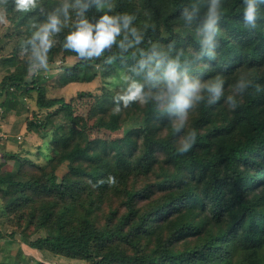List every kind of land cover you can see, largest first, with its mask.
<instances>
[{
	"label": "trees",
	"instance_id": "16d2710c",
	"mask_svg": "<svg viewBox=\"0 0 264 264\" xmlns=\"http://www.w3.org/2000/svg\"><path fill=\"white\" fill-rule=\"evenodd\" d=\"M69 2L74 3L77 14L80 9L76 0ZM110 2L114 7L105 9L103 6ZM81 4H88L81 19L92 24L104 15L133 16L130 27L141 36L136 44L130 31H122L101 56L81 57L74 64H64L61 76L66 84L89 81L101 70L106 73L107 66L108 74L126 72L125 86L111 89L113 98L104 99L101 108L92 107L88 113L96 120L94 127L98 130L122 129V135L90 137L89 119L75 112L71 102L64 97L47 98L37 78L28 81L19 71L5 75L0 93L8 90L12 94L11 88L27 89L33 83L38 106L56 107L45 122L40 118L30 122L36 128L58 119L64 121L57 128H67L52 137V162L66 159L74 148L81 151L79 159L88 161H80L75 166V179L64 184L55 168L47 165L27 178L20 169L16 178L0 174V197L5 207L18 214L19 232L34 227L39 233L19 239L11 233V240L38 251L77 258L84 264H264V3L258 5L256 27L250 28L243 20V0H221L214 59L202 53L201 41L187 32L190 26L201 29L209 0H81ZM1 6L9 13L18 35L26 39L28 54L32 46L27 41L48 16L56 13L62 19L59 0H36V7L27 12L17 11L14 0ZM193 6L198 8L197 18L188 22L182 14L185 9L191 12ZM74 30V24L61 25V30L53 34L61 44L58 49L64 50L63 57L75 55L64 47L67 35ZM121 41L132 46L122 49ZM184 48L186 53L179 57L178 52ZM153 49L167 59H178V71L201 85L220 79L224 87L244 79L249 84L242 92L244 102L236 99L232 113L219 121L212 117V106L218 100H213L205 89L201 92L203 98L195 104L197 113L189 127L185 128V122L181 131L175 132L173 125L178 116L162 108L156 99L166 82L161 80L153 86L146 81L148 69H140V62L147 60ZM52 51L48 52V60L54 58L50 56ZM7 59L15 63L13 58ZM132 81L144 84L149 98L145 104L137 101L125 107L117 97ZM116 108L120 109L118 113ZM192 109L188 115L194 112ZM139 111L143 117L138 124L123 117L124 113L129 116ZM164 130H168L166 135ZM226 130L232 133L226 136ZM192 131L196 133L193 147L180 153L182 139ZM251 168L254 170L248 172ZM134 169L157 171L160 184L170 193L164 206L176 207L175 217L164 220L170 235L160 239L151 253L133 243L132 232L127 234L124 248L108 243L110 234L99 229L93 217L95 200L100 199V195H91L93 188L105 191L109 177L124 179L135 173ZM260 188L262 193L255 194ZM87 190L89 196L84 197ZM35 196L40 201H33ZM194 199L200 204L184 205V201ZM208 204L212 212L202 217L198 207ZM4 237L0 230V238ZM180 240L181 247L177 246ZM129 245L136 248L134 253L125 249ZM24 260L26 264H44L40 259Z\"/></svg>",
	"mask_w": 264,
	"mask_h": 264
},
{
	"label": "rangeland",
	"instance_id": "374dc122",
	"mask_svg": "<svg viewBox=\"0 0 264 264\" xmlns=\"http://www.w3.org/2000/svg\"><path fill=\"white\" fill-rule=\"evenodd\" d=\"M59 1H61V9L65 3L70 5L67 18H65L60 9L61 25L66 27L69 24H74L76 26L81 17L75 13L74 3L69 2V0ZM110 6L113 8V3L110 2L103 7L109 9ZM0 9L3 10L0 15L4 17V22L0 23V83L5 75L16 71L22 72L28 81L36 80L37 78L39 85L45 88L47 98L64 97L73 104L75 112L84 114L85 118L89 119L88 125L90 127L88 132L90 137L121 136L122 129L117 132H109L95 128L96 120L88 113L92 107L96 110L101 108L104 99L113 98V94L110 93L111 89L116 90L117 87L125 86L123 79L126 76V72L108 74L110 66H107L106 73L101 72V70L97 76L89 81L65 84L61 79L64 72V64H74L81 57L75 51V55L63 57L64 50L62 48L58 49L61 44L53 36L51 49L54 51H52L50 56H54V58L50 59L49 57L48 69L33 68L32 53L28 54L25 48L26 39L23 40L18 35L17 29L14 27L10 15L4 7L0 5ZM190 27L187 29L189 35H193L196 39L202 41L201 31L195 29L194 26ZM186 50L185 48L180 50L178 56L182 57ZM191 52L194 53L193 51ZM7 58H13L15 63ZM195 61L203 63L201 60ZM237 82H230L222 87L223 95L212 106V117L216 120L223 121L225 114L232 113L235 103L228 100L230 95L234 97V101L240 99L241 102H244L242 92L236 91ZM32 86L33 83H30V87L27 89L14 90L11 88L14 91L12 94H9L8 90L0 93V102L4 100L6 102L4 105L0 104V131L3 133L0 139V174L8 173L10 177L16 178L20 169L21 173L27 178L39 172L43 165H47V167L55 168L54 171L63 184L66 181L72 182L76 177L75 166L80 161L84 164H87L88 161L82 158L79 159L81 151L78 153L79 149L74 148L68 153L66 159L52 162L55 156V151L52 147V137L59 135L67 127L57 128L58 124L64 122L61 119L56 120L53 124L47 122L45 126L40 128H36L30 123L38 118L43 119L45 122L49 118L51 111L56 108H40L37 103L38 92ZM192 110L194 112L188 115L185 128L189 127L197 113L195 106ZM123 117L133 124H138L143 117V112L139 111L129 116L124 113ZM167 132L168 130H164L163 135H166ZM231 133L226 130L225 134L227 136ZM158 170L159 168H157ZM253 170L254 168H251L248 172ZM157 171L140 172L139 169H134L135 173L129 174L124 179H115L116 183L109 184L104 189L105 191H98L93 188L91 195L95 198H99L97 196L100 195V199L95 200L93 217L95 218L96 226L110 234L108 243L119 244L123 247L127 244V234L132 232L133 243H137L142 247L144 252L151 253L150 251L156 248L155 246L160 239L170 235V227L168 222L164 220H171L175 217L176 207L170 206L168 208L164 206V202L170 197V193L163 189V185L160 184L161 182H159V178L156 175ZM82 178L89 179L86 177ZM260 193H262L261 188L255 192V194ZM83 196H89L88 190L85 191ZM36 199H38L37 196L34 197L33 201H36ZM3 202V198L0 197V230L5 235L4 238H0V264H26L24 259L27 258L30 262H33L32 259H40L44 264H84L82 260L77 258L52 254L48 251H38L23 243L12 241L11 233L15 234L17 239L23 235H31L33 237L36 234L38 236L39 233L34 227L25 228V232H19L20 226L17 224L18 214H13L10 208L3 205ZM200 202L194 199L184 201V205L200 204ZM161 205L162 207H159ZM29 206L31 208L30 204ZM157 207L159 208L157 209ZM198 209H200L202 217L212 212L210 204L204 206V208L200 206ZM80 211L84 212L85 210L80 208ZM167 215L169 216L165 219ZM112 240L119 243L111 242ZM177 246H182V240L178 242ZM19 247L22 248L21 253L19 252ZM125 249L132 253L136 250L132 245Z\"/></svg>",
	"mask_w": 264,
	"mask_h": 264
},
{
	"label": "clouds",
	"instance_id": "9594fccd",
	"mask_svg": "<svg viewBox=\"0 0 264 264\" xmlns=\"http://www.w3.org/2000/svg\"><path fill=\"white\" fill-rule=\"evenodd\" d=\"M6 3L7 0H0V5ZM14 3L16 10L20 12H27L36 7V0H14ZM243 3L244 23L250 28H255L259 15L258 5L264 3V0H243ZM76 6L80 9L77 15L82 17L88 4H81V0H76ZM69 7L70 5L65 3L61 9L65 18L68 17ZM2 11L0 9V12ZM197 13L198 8L193 6L191 12L185 9L182 15L186 21L192 22L197 18ZM221 15V0H209V6L200 31L203 37L201 41L202 53H206L210 59L215 58L214 49ZM133 19L134 17L130 15L122 17L104 15L95 24L88 22L86 19H80L75 26V30L67 35L64 47L75 51L82 58L99 57L106 49H110L116 43V38L122 31H130L135 38L134 42L139 44L141 36L136 28L130 27ZM3 22L4 17L0 15V23ZM60 30L61 19L58 14L53 13L48 16L47 21L41 24L27 41L32 46L33 68L48 69V52L53 46L52 36ZM131 46V43L127 45L123 41L120 43L122 49ZM149 65L153 66L149 67ZM145 68L148 69L146 81L149 84L155 86L161 80L166 82L165 89L156 96V99L160 102L162 108L178 116V120L173 125L174 131L177 133L184 127L189 110L203 98L201 95L203 90L206 89L212 95L213 100H218L223 95L222 80L217 79L206 85H201L198 81H192L186 74H181L178 71L180 68L178 59H167L155 49L147 57V60L140 62V69L144 70ZM248 86V82L240 79L236 84V91L243 92ZM148 98V94L144 90V84L132 81L124 94L117 97V100L123 101L124 106L127 107L130 103L137 101L145 104ZM228 100L235 103L234 97L231 95ZM119 111V108L115 109V112L118 113ZM195 139V131L190 132L187 137L183 138L179 149L180 153L188 152L193 147ZM109 183L115 184L116 181L113 177H109Z\"/></svg>",
	"mask_w": 264,
	"mask_h": 264
},
{
	"label": "built area",
	"instance_id": "2783aa9c",
	"mask_svg": "<svg viewBox=\"0 0 264 264\" xmlns=\"http://www.w3.org/2000/svg\"><path fill=\"white\" fill-rule=\"evenodd\" d=\"M2 135H3V133L0 131V139H1Z\"/></svg>",
	"mask_w": 264,
	"mask_h": 264
}]
</instances>
